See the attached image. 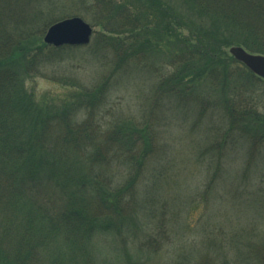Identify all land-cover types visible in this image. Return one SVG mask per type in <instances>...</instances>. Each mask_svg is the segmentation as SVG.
I'll return each mask as SVG.
<instances>
[{
    "label": "trees",
    "instance_id": "obj_1",
    "mask_svg": "<svg viewBox=\"0 0 264 264\" xmlns=\"http://www.w3.org/2000/svg\"><path fill=\"white\" fill-rule=\"evenodd\" d=\"M54 2L0 0V217L6 219L0 224V264L52 262L48 253L36 257L45 244L52 249L51 243L63 234L76 240L97 226L107 229L113 222H123L121 217L107 219L113 212L135 206L133 190L152 154V138L140 141L136 128V135L128 132L117 139L118 125H110L108 130L98 126L94 116L106 103L107 81L90 90L78 81L64 83L71 87L69 93L56 99H36L25 88V79L43 74L70 47L41 42V35L56 21L50 15ZM181 2L177 8L173 5L180 3L177 0L67 1L70 9L88 4L92 22L112 34L114 43H109L117 46L118 66H135L139 56L165 48L169 60L159 81L174 83L176 90L170 93L182 94L190 87L191 91L192 86L181 81H198L201 70L206 71L208 81H228L230 72L219 51L221 45H239L264 54V0ZM197 15L202 22H198V47L180 32L192 34ZM105 45V40L100 42L103 50ZM173 48L176 51L170 50ZM236 72L230 73L231 81ZM252 79L258 80L244 70L240 81L244 84ZM235 104L228 108L239 121L242 113L234 112L240 111ZM258 121L256 114L244 111L242 130L256 141H264V122ZM139 144L141 150L128 155ZM247 155L252 154L248 151ZM120 164L125 171L114 178L108 168L114 165L112 171ZM235 237L232 262L243 264L238 243L244 238ZM263 251V247L257 249L251 259L258 261Z\"/></svg>",
    "mask_w": 264,
    "mask_h": 264
},
{
    "label": "rangeland",
    "instance_id": "obj_2",
    "mask_svg": "<svg viewBox=\"0 0 264 264\" xmlns=\"http://www.w3.org/2000/svg\"><path fill=\"white\" fill-rule=\"evenodd\" d=\"M53 1L50 15L56 21L80 16L93 28L91 40L64 50L63 58L46 66L43 74L39 71L25 79V88L36 99H56L68 95L71 87L64 83L78 81L90 90L107 81L106 103L94 116L98 126L108 130L118 125L117 139L128 132L136 135L138 130L140 141L152 138V154L133 190L135 206L113 212L107 219L121 217L123 222H113L107 229L97 226L76 238L77 242L63 234L51 243L52 249L45 244L36 257L48 253L52 262L46 264H233L238 235L244 238L238 243L242 263L264 264V251L258 261L251 259L257 249L264 248V141L242 130L244 111L264 122V81L257 78L242 84L244 70L257 76L230 58L229 47L221 45L228 71H237L234 81L230 73L225 83L208 81L201 70L198 81H181L192 86L191 91L190 87L182 94L170 93L176 90L174 83L159 81L169 60L165 48L149 50L136 59L135 66H118L117 46L110 44L112 34L92 22L88 4L70 9L69 0ZM177 1L173 5L180 8L183 4ZM194 18L192 34L180 32L198 47L201 18ZM104 40L105 50L100 47ZM232 103L240 110L234 112L242 113L239 121L228 108ZM141 148L139 144L128 155ZM112 167L108 173L114 178L125 171L121 164L110 171ZM2 216L0 224L6 221Z\"/></svg>",
    "mask_w": 264,
    "mask_h": 264
},
{
    "label": "water",
    "instance_id": "obj_3",
    "mask_svg": "<svg viewBox=\"0 0 264 264\" xmlns=\"http://www.w3.org/2000/svg\"><path fill=\"white\" fill-rule=\"evenodd\" d=\"M91 32L92 28L82 18L71 16L52 23L47 28L43 41L53 46L86 44ZM229 53L264 80V55L249 53L240 46L230 47Z\"/></svg>",
    "mask_w": 264,
    "mask_h": 264
}]
</instances>
